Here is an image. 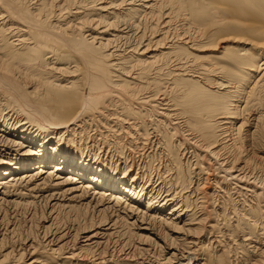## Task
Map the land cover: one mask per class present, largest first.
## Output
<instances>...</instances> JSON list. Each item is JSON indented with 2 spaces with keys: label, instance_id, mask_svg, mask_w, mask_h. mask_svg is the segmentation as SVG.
Segmentation results:
<instances>
[{
  "label": "bare ground",
  "instance_id": "6f19581e",
  "mask_svg": "<svg viewBox=\"0 0 264 264\" xmlns=\"http://www.w3.org/2000/svg\"><path fill=\"white\" fill-rule=\"evenodd\" d=\"M2 222L0 264H264V0H0Z\"/></svg>",
  "mask_w": 264,
  "mask_h": 264
},
{
  "label": "rangeland",
  "instance_id": "374dc122",
  "mask_svg": "<svg viewBox=\"0 0 264 264\" xmlns=\"http://www.w3.org/2000/svg\"><path fill=\"white\" fill-rule=\"evenodd\" d=\"M129 35H130V37L128 38L129 39L128 40L129 44L125 43V44H127V45H125L123 42L122 43L124 45L122 43L118 44V47L120 49H124L126 46L130 45V43L133 44L134 39H132L133 38L132 37V33H129ZM130 38H131V40H130ZM182 152H184L183 155L189 156V160L192 161L193 149L191 147H189L188 144H184ZM33 209H35L37 215L39 213H43L44 212V207L42 208V204L34 206ZM29 210L31 211L32 209H29ZM16 213L17 214L15 216V220H12V222L14 223V225H16L17 230H18L19 233H22L24 235V234L30 233V232L31 233H36L37 232V230L39 229L38 227L40 226V223H39L40 220H34L35 221L34 224H32L31 227L29 228L28 226H30V222H28L26 220V218H25L26 214H24L23 211H21V210H16ZM3 225H4V222L0 223V230H1ZM160 233L161 232L157 233V237L158 238L156 236H153V237H150V239H151V243L156 241L157 245L162 247L163 244L160 241V239H163V238L161 237ZM153 240H155V241H153ZM202 240H204V239L201 238V239L198 240V242L200 243ZM155 252H156L155 254H160L159 250H157ZM150 260H151V262H153L155 259L154 258H149V261Z\"/></svg>",
  "mask_w": 264,
  "mask_h": 264
}]
</instances>
